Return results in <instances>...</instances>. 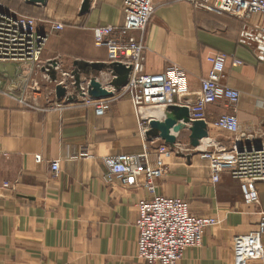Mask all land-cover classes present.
Segmentation results:
<instances>
[{
    "label": "crops",
    "instance_id": "1",
    "mask_svg": "<svg viewBox=\"0 0 264 264\" xmlns=\"http://www.w3.org/2000/svg\"><path fill=\"white\" fill-rule=\"evenodd\" d=\"M0 2L14 14L35 19L39 31L49 32L51 23L64 26L49 35L41 58L44 67L55 64L58 71L0 64V264H145L136 257L135 221L139 200L151 195L142 177L125 185L120 175L112 182L105 177V157L139 155L144 146L152 152L149 138L144 142L139 132L131 101L116 100L98 117L91 103H67L57 96L58 89L65 90L59 83L67 69L76 74L78 68L107 66L106 50L94 45L93 30L121 27L123 0ZM153 3L142 34L145 72L182 70L193 100L210 69L208 57L225 54L241 60L240 67L227 65L223 84L239 92L235 114L240 132L254 143L264 139V64L240 36L249 23L179 0ZM260 23L264 19L258 16L250 22ZM225 113L230 110L207 108L210 137L213 123ZM176 122L191 144L190 124ZM170 133L175 135L172 129ZM209 143L202 140L200 149ZM220 144L232 146L228 140ZM36 156L41 163L35 162ZM198 157L186 165L172 161L156 182L155 194L189 200L198 217H211L205 213L211 210L221 221L205 231L201 247L184 253L180 264H235L234 237L253 232L264 215V183L257 185L259 205L246 206L238 183L228 176L222 175L216 190L211 189L210 170ZM52 161L60 163L58 178L51 177ZM3 183L9 187L1 188ZM261 242L264 248V236ZM248 264H264V259Z\"/></svg>",
    "mask_w": 264,
    "mask_h": 264
},
{
    "label": "built area",
    "instance_id": "2",
    "mask_svg": "<svg viewBox=\"0 0 264 264\" xmlns=\"http://www.w3.org/2000/svg\"><path fill=\"white\" fill-rule=\"evenodd\" d=\"M190 3L203 10L216 14H226L240 21L249 22L258 16L264 19V0H179ZM124 21L121 27L102 26L93 30L94 45L104 48L107 53L108 86L111 99L92 102L96 116L105 115L109 105L118 99L127 97L138 118V129L146 142L145 131L153 116L144 115L145 111L171 107L186 108L189 124L194 121L206 123L208 107H222L230 113L219 115L213 126L233 137L231 149L223 147L214 153L202 152V158L210 160V179L216 184L221 176L228 174L238 183L242 201L246 206L259 205L260 198L257 185L264 183V139L259 141V148L251 136L240 132L235 107L240 95L237 90L223 84L225 70L228 64L240 67L243 62L233 56L216 54L208 57L210 69L200 82V90L195 93V99H190L193 93L186 82L182 70L173 67L161 74L145 72V46L142 34L153 15L155 6L153 0H123ZM60 23H51L49 32L38 29L36 20L14 14L6 8H0V64L14 62L32 65L37 69L48 72L50 67L58 71V67L48 64L44 67L41 58L45 51L49 35L63 30ZM138 34V35H137ZM137 35V36H134ZM259 63L264 64V25L255 24L242 30L240 34ZM120 65L129 70L127 83L117 91L112 88L118 76L112 66ZM59 83L65 90L64 101H72L76 97L88 98V84L85 87L77 85L75 77L67 80L62 74ZM1 83V81H0ZM84 84V85H85ZM66 90H69L67 92ZM86 99V100H87ZM89 103V102H88ZM150 140V139H149ZM160 142L159 138L150 140ZM254 143L245 144V143ZM151 142H149L150 144ZM240 145L241 147H237ZM139 155H119L106 157V179L112 182L114 176L120 175L123 185L143 178L144 187L152 197L141 199L137 204V219L135 226L138 230L137 258L146 264H180L184 253L191 248L199 247L203 242L205 230L215 225V220L195 217L190 213L187 202L159 196L155 194L156 182L166 170L165 160L174 152L164 142L155 152V164H150V153L143 147ZM35 162L40 163L41 157L36 156ZM51 174L59 177L60 163H49ZM4 183L1 188H8ZM264 236V215L259 219L256 229L248 235L236 236L233 239V256L235 264H248L251 261L264 259V248L261 239Z\"/></svg>",
    "mask_w": 264,
    "mask_h": 264
},
{
    "label": "rangeland",
    "instance_id": "3",
    "mask_svg": "<svg viewBox=\"0 0 264 264\" xmlns=\"http://www.w3.org/2000/svg\"><path fill=\"white\" fill-rule=\"evenodd\" d=\"M3 7V8H7L3 3L0 2V8ZM226 15V14H225ZM228 16V15H226ZM230 17V16H228ZM30 18V17H28ZM233 18V17H231ZM33 19V18H32ZM235 19V18H234ZM35 20V19H34ZM251 21L249 22H246V23H249L247 24L246 26H244V29L247 28V27H250L252 24H250ZM51 35V34H50ZM49 41V40H48ZM48 43V42H47ZM69 72H67L68 76H67V79L69 80L71 76L75 77L76 79V82H77V85L81 86V87H85L86 84H88L89 86V89H86L87 92H89V95H88V98H85L84 96L82 97H76L75 100H73V102L77 103V104H84V103H91L92 105V102L94 101H97V100H94L92 99V95H91V92L92 91H97V89H100V90H103L109 94H111V92L108 91L107 88H109L110 86H108L109 84H111L110 81H108V71L110 70L109 66H102L100 68H96V69H90V68H78L76 74H73L72 72V69H67ZM71 71V72H70ZM87 82V83H86ZM86 83V84H85ZM85 84V85H84ZM93 85V87H92ZM112 88H115L117 91L119 90V88H117V85L114 84V86ZM67 92H69V90H66ZM64 95L66 96V92L64 91ZM113 95V93L111 94ZM36 97V96H35ZM112 96H110L109 98H106V99H111ZM123 98H126L128 99L127 97H123ZM122 98V99H123ZM87 99V100H86ZM40 100H43V99H40ZM101 100H104V99H101ZM119 100V99H118ZM64 101V99H63ZM66 102V101H65ZM114 102V101H113ZM42 103V102H41ZM67 103H69V100H67ZM63 104V102H62ZM219 109V108H218ZM220 110V109H219ZM168 113V112H167ZM219 117V116H218ZM166 117L165 118H162L160 119L159 123H163L164 121H166ZM206 124V123H205ZM211 137L209 136V133H208V136L207 138H204L203 140L207 139L209 141H211V144H209L208 147H205L203 149H200V145H201V142L199 143V145L197 147H192L191 144L189 143V138H188V135L187 133H184V132H178V133H174V137L175 138V142L173 144H166L169 149L174 152V154L169 158V159H166L165 160V167H166V170L164 172V175H166L167 173V168L168 167H171L169 165H171L174 161V162H177V161H180L182 160V164L186 165L188 164L193 157H198V155L200 154L201 158H202V152L206 151V152H209V153H214L215 152V149H219L220 146H218V144L220 143V140L222 141H226L228 140L230 143L233 141L234 142V139L232 136H230L229 134H227L226 132L220 130V129H217V127L215 128L214 126L211 127ZM148 129H150L148 131ZM148 131V132H147ZM208 131V129H207ZM140 132V131H139ZM154 133V130L152 127H150V124L149 126L147 127V130L145 131V137L149 138L150 140L152 139H155L152 137ZM171 134V133H170ZM257 137V136H256ZM144 139V138H143ZM148 141V142H151L150 145H151V149H152V152H153V155L151 154L152 152H150V155H152L154 157V160H153V163L150 162L151 165H154L155 164V158H156V155L155 152H157V149L159 148V146H161V142H156V143H152V141ZM232 140V141H231ZM202 141V140H201ZM161 143V144H160ZM220 145V144H219ZM223 147L227 148L226 150H229V147H226L224 144L222 145ZM158 147V148H157ZM231 149V148H230ZM148 150V149H146ZM150 150V149H149ZM149 153V151H148ZM151 156H149V159L152 160V158H150ZM106 158V157H105ZM197 159H200L199 157ZM204 160V162H206V166L208 167V169L210 170L211 168V165H210V160L209 159H205V158H202ZM200 159V160H202ZM41 163V162H40ZM39 164V163H38ZM105 164V163H104ZM106 166V165H105ZM168 166V167H167ZM107 168V167H106ZM50 169V167H49ZM171 169V168H170ZM50 174H51V171H50ZM60 175V173H59ZM223 176H228L230 177L228 174H224ZM51 177L52 174H51ZM54 178V177H53ZM58 178V177H57ZM234 181V180H233ZM122 183V182H121ZM210 183V182H209ZM4 184V183H3ZM8 184V183H7ZM9 185V184H8ZM210 186H211V189L214 191L216 190V187H217V183L214 184L212 182V184L210 183ZM239 187V186H238ZM145 188V187H144ZM146 189V188H145ZM147 190V189H146ZM240 190V189H239ZM155 192H156V188H155ZM211 192V195L213 196V192ZM163 196V195H161ZM152 197V196H150ZM260 198V196H259ZM143 199H146V198H143ZM186 200V199H185ZM189 201V200H187ZM185 201V202H187ZM243 202V201H242ZM191 201H189V203L187 202L188 206H189V210H190V213L195 216V217H198V215L196 214H199L197 212V208H194V212H191ZM190 204V205H189ZM197 205H195L196 207ZM207 206L210 208L211 207V202L208 201L207 202ZM202 207V206H201ZM206 214L210 215L211 217H206L207 219H213L215 220V225L211 226V227H208L207 229L209 228H213V227H216V226H219L221 224V221L217 218V214L215 211H211V210H208L207 212H205ZM136 223V221H135ZM206 229V230H207ZM205 230V231H206ZM138 231V230H137ZM205 234V233H204ZM204 238V237H203ZM203 243V242H202ZM202 244L199 246L201 247ZM197 248V247H196ZM192 249V248H191ZM136 257H137V251H136ZM146 264V263H145Z\"/></svg>",
    "mask_w": 264,
    "mask_h": 264
},
{
    "label": "water",
    "instance_id": "4",
    "mask_svg": "<svg viewBox=\"0 0 264 264\" xmlns=\"http://www.w3.org/2000/svg\"><path fill=\"white\" fill-rule=\"evenodd\" d=\"M113 72L118 76L116 80L117 87L121 88L126 85L127 78L129 74V70L125 69L124 67L120 65H114L112 66ZM93 87V85H92ZM64 95L63 89H58L57 96L62 97ZM92 99L94 100H101L106 99L112 96L111 94L97 89V91L91 92ZM169 114V117H166V121L163 123H159V121L153 120L150 122V127L153 128L154 133L152 135L153 138H161L165 141L166 144H173L175 142L174 135L170 134V130L172 129L173 133H178L180 129L182 128L181 125H177V120H182L185 123H189V115L188 110L186 108H177V107H171L167 111ZM189 130L191 131V146L197 147L201 140L204 138H207L208 131L207 126L205 122L203 121H194L190 123ZM256 149L259 148V141L256 143Z\"/></svg>",
    "mask_w": 264,
    "mask_h": 264
},
{
    "label": "bare ground",
    "instance_id": "5",
    "mask_svg": "<svg viewBox=\"0 0 264 264\" xmlns=\"http://www.w3.org/2000/svg\"><path fill=\"white\" fill-rule=\"evenodd\" d=\"M143 114L153 116L155 119H161V118L169 117V114H167V112L164 111L163 109L145 111ZM209 144H211V143H209Z\"/></svg>",
    "mask_w": 264,
    "mask_h": 264
}]
</instances>
